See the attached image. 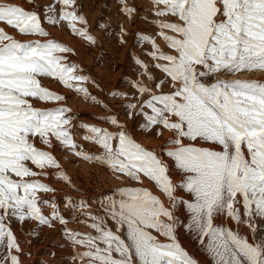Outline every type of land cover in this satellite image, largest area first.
<instances>
[{"label": "snow or ice", "instance_id": "6c2138e0", "mask_svg": "<svg viewBox=\"0 0 264 264\" xmlns=\"http://www.w3.org/2000/svg\"><path fill=\"white\" fill-rule=\"evenodd\" d=\"M29 2L34 10L0 4V24L21 36L45 38L22 42L0 27V264H23L13 226L25 222L49 228L58 223L68 264H198L178 240L181 228L211 264H264V0H151L149 22L157 31L137 35L151 64L133 54L139 78L130 82V93L112 96L130 101L122 105L125 114L142 118L145 133H172L163 155L138 142L118 114L106 121L115 131L79 125L99 154L77 144L66 97L42 86V78L85 101L102 102L86 86L90 77L69 60L73 49L50 38L44 24H65L90 44L98 41L77 0H51L43 8ZM120 2L124 14L133 16L136 9ZM257 74L261 78H244ZM33 101L57 106L40 109ZM38 143L48 149L58 144L106 167L125 186L90 202L68 196L61 202L66 218L54 199L42 198L57 191L43 178L55 170L57 180L74 185ZM145 178L167 205L143 186ZM70 222L90 231H74Z\"/></svg>", "mask_w": 264, "mask_h": 264}, {"label": "rangeland", "instance_id": "374dc122", "mask_svg": "<svg viewBox=\"0 0 264 264\" xmlns=\"http://www.w3.org/2000/svg\"><path fill=\"white\" fill-rule=\"evenodd\" d=\"M87 1H89V2L87 3ZM35 2L41 8H43V7H46L51 2V0H35ZM99 2H100V0H77V7L79 9V12L81 14H83L84 17L86 18V20L88 21V30H89L90 34H92L98 41V43L96 45H92L89 42L84 41L83 39L73 35L71 33L70 29L65 24H61L59 26H50V25H47L45 23L44 27L46 28L47 31L50 32V38H54L58 42H62L66 46L73 49V53L67 54L69 60L72 63H76V64L80 65V67L83 69V74L89 76L91 78L90 80L92 82H94L97 79V76L102 77V73H103V71H105L106 77L109 74L112 75L113 78H114V76H116V77L119 76L118 81H121V82H119L117 84L120 87V86H123V84L125 83V81H126L125 79H127L130 76V73L127 72L128 68H129L128 62L132 61L135 63V60L133 58V54H135V57H139L141 60H144V58L146 57V55L141 54V50L143 49L144 45H139L140 47L138 46L137 35L138 34H155L157 31V29L149 22L151 20H148V18H146V16L143 13L144 11L148 10L147 5H145V4H147V2L151 3V0H126L127 5L129 7H133L136 9L135 13L131 17H128L124 14L120 0H109V1L103 0L102 7H101L102 9L100 8V11L98 14L95 11L99 6V4H98ZM107 2L108 3L110 2V5L112 4L114 6V8L118 9L121 13L123 12L124 17H127V21H129L131 25L125 24L126 21H123V22L115 21L114 16H108L107 17L106 11H109V10L107 9V6H104V4L107 5ZM0 4H12L15 6L23 7L26 10H30V11L34 10V5H33V3H30L29 0H0ZM30 4H31V6H30ZM94 15L96 17H94ZM120 16H117V17L120 18ZM92 20L95 22L91 24L90 21H92ZM114 23L116 25L119 24L117 28L115 25L116 30L114 31L115 36L117 38V45H115V47L117 49L115 48V50H113V52L114 51L115 52L111 54V53H108V51L106 49L110 50V48H113L114 45H112L111 43H106L104 41V39L108 33L106 31L107 28L111 25H114ZM129 25H130V28H129ZM0 27L4 28V30L9 35H12L15 39L21 40L22 42H30V41H34L37 39H39L41 42H44V39H45V38H40V37L21 36L17 33L16 30L11 29L9 27H6L3 24H0ZM54 29L57 30V32ZM117 29H120V30H117ZM122 29H123V32H122ZM116 31H117V33H116ZM124 32H126L127 34L125 35ZM100 34H101V36H100ZM121 36H123V39L125 41V43H123V44L120 43ZM67 37L73 38L74 40L73 39L71 41L66 40ZM157 43H158V39H157ZM81 46H82V48H80ZM97 48H100V49H97ZM80 49L82 51L83 50L86 51V52L83 51L84 53H86V54H84L85 55L84 57L80 56V54H79ZM96 50H99L96 57L100 55L101 60H99V61L97 60L98 62H96L95 59H93L90 62V58L92 57V55H94ZM124 50H125V52H123ZM145 51L146 50H144V49L142 50L143 53ZM122 53H125L124 55L126 57L123 61H121V59H120V57L122 56ZM88 55H90V56H88ZM102 58H104V59H102ZM129 59H131V60H129ZM107 60H109L110 63L106 64ZM102 66H104V67H102ZM106 67H109V68H106ZM102 69H104V70L102 71ZM107 69H108V71H106ZM92 70H96V74H95V71H92ZM98 73H100V74H98ZM124 77H126V78H124ZM113 78H109L110 80L109 79L107 80V78H106V80L111 83ZM250 78L251 79H259V78H255L254 76H251ZM246 79H247V77H246ZM92 82L88 83L86 86L88 87V89L90 88L89 91H90L91 95L96 96L102 102L99 105L93 104L90 101H85L78 94L74 93L71 90L64 88L58 81H55L51 78H42V80H41L42 86L46 87L50 91H53L57 94L64 95L66 97V102H65L64 106L71 108L72 114H74V117H75L73 119V125H74L73 135H74V138H75L77 144L81 145L82 148L88 154H92V153L93 154H99L98 152H100V150L97 146H95V145L84 140L83 137L85 135V131L83 129H81L79 127V125L81 123H86V124H90V125H96L98 127L108 128L110 131H115L116 129L110 127V125L108 123H106V121L111 115L118 114V118L120 119V121L122 123H124V124L126 123L125 125L127 126L129 132L133 135V137L138 142H140L143 146L147 145L146 148H148L150 150L153 146H151V144L149 142H147L146 139H144L146 142L143 140V138H144L143 134H145L144 131H142L137 126L135 127L137 120L134 118H132L131 120L130 119L128 120L123 115L119 116L120 115L119 113H122L121 108L119 109L117 107L118 111H116V112H114V110L113 111L110 110L108 107L105 108L103 106L105 104L102 101L105 99V97L104 96L101 97V95H100L101 92H99L98 88ZM100 86L102 87V90L108 96V98L112 96L111 91L108 93L106 92V88L103 84H100ZM79 100H80V102H79ZM106 102L108 104L109 100H107ZM33 103H34L35 107L40 108V109L51 108V107L57 106L56 104L44 103V102H39V101H33ZM80 104H84V105H80ZM109 104H110V102H109ZM82 121H84V122H82ZM132 130H134V131H132ZM139 131L141 133H139ZM79 133L81 135H79ZM76 135L79 136L80 138L76 137ZM141 136H142V138H141ZM163 138L161 140L157 141L159 143L155 145V148H153V150H156L157 153L161 154V155H163V152H161L162 147L165 145V142L167 141L166 137H163ZM154 143H155V141H154ZM38 146L43 148L44 150H48V151H51L53 153V155L56 157V159L61 164L62 169L71 178L72 185H74V187H72V186H69L68 184H66L64 182L57 180V178L54 174L55 170H51L49 176L43 178L44 183L49 184L51 187L57 189V191L55 193L42 194V198L48 199V200L54 199L60 205L63 214L66 215V218H68V212L63 210V204L61 202L64 201L68 196H71L75 202H79L80 200H86V201L90 202L91 200H93L94 198H96L97 196H99L101 194H107V193L111 192L112 189L125 186L124 184L118 182L110 174V172L108 171V169L106 167H102L99 164H95V163L90 164L89 162H85L83 159H80V158H79L80 161L77 158L76 162L74 161L72 163L71 162L72 160L69 158L68 154L66 153L67 151L62 150L58 144L52 149H48L46 146L40 145L39 143H38ZM203 146H205V145H203ZM69 163H71V164H69ZM82 163H86V165H87V167H85L86 170L83 167L85 165H83ZM169 163L171 164L172 162L169 161ZM71 165H73V166H71ZM83 170H85V172H83ZM171 175L173 178H175L176 182L178 183L179 182L178 173L175 171H172ZM104 180H107V182ZM147 181L148 180L145 178L143 186L148 188L149 190H151L155 195L160 196V192L158 191V189H156L154 187L153 183L150 181H148V182ZM79 185L82 186V187L80 186L81 189H79V187H78ZM155 191H156V193H155ZM178 194L181 196L185 195L183 192H179ZM80 196H81V198H80ZM161 199H163L165 201V204L167 205L168 202L166 199H164L163 196ZM92 207L95 208L96 206L93 204ZM44 208H47V209H44V214L49 215L50 209L47 206H45ZM177 215L180 217L181 220L184 219V214L182 211L177 213ZM56 225H55L56 227L54 226L52 228H49V227L45 226L46 227L45 228L44 226L43 227L38 226L34 222H25L23 225L15 224L13 226V228L15 227L14 232H15V234L17 233L16 236H17L18 240L20 241L21 247L23 249V255H22L23 264H58V263L59 264H68V258L70 256V251L66 250L68 248V245H67L66 240L63 238V236L61 234L62 233V227L58 223ZM79 226H81V227H79ZM68 227L74 231H80L81 233H84L85 230L87 232L90 231L87 227L84 226L83 223L70 222ZM42 228H44V229H42ZM41 229H42V231H41ZM49 232L51 233V235H49L50 234ZM32 233H35V234H32ZM42 233L43 234L45 233L44 235L46 237H44V235H42ZM47 233H49V234H47ZM177 236H178V240L181 243L182 247L185 248L187 250V252L190 254V256H192L196 261L198 260V264H202V263L203 264L204 263L205 264H211V260L208 258L206 253L203 251L201 246L197 243V241L189 233L184 231L183 228L178 230ZM41 237H43V238H41ZM183 242H185V244ZM32 248H34V249H32ZM37 251H39V252H37ZM50 251L53 253H51ZM57 253H58V255H57ZM50 254H51V256H50ZM59 255H61V256H59ZM64 255H66V256H64ZM27 256H29V257H27ZM30 257H31V259H30ZM35 257H36V259H34ZM41 260H43V261H41ZM29 261L30 262L32 261V262L30 263Z\"/></svg>", "mask_w": 264, "mask_h": 264}, {"label": "bare ground", "instance_id": "6f19581e", "mask_svg": "<svg viewBox=\"0 0 264 264\" xmlns=\"http://www.w3.org/2000/svg\"><path fill=\"white\" fill-rule=\"evenodd\" d=\"M109 1V0H108ZM13 2V1H12ZM15 2V1H14ZM89 1H87V3H88ZM102 2H103V0L101 1L100 0V2L98 3L99 4V6H98V8L96 9V11L95 12H97L98 14H99V11H100V8L102 7ZM20 3V2H19ZM41 3V2H40ZM39 3V4H40ZM26 4V3H25ZM90 4V3H89ZM116 4V3H115ZM24 5V4H23ZM22 5V6H23ZM145 5H147V8H148V10L147 11H144L143 13H144V15L146 16V18H148V20H152L153 19V16L150 14L151 13V10H152V8H153V4L152 3H148L147 2V4H145ZM30 6H31V4H30ZM104 6H107V9L109 10V11H106V15H107V17L108 16H114V18H115V21H119V22H123V21H126V23L125 24H130V22L129 21H127V17H124V14H123V12L121 13L118 9H115L114 8V6L111 4L110 5V2L108 3L107 2V5L106 4H104ZM116 6V5H115ZM137 6V5H136ZM27 7V6H26ZM102 9V8H101ZM106 10V9H105ZM102 11V10H101ZM96 13V14H97ZM102 13V12H101ZM108 13V14H107ZM140 13V12H139ZM138 14V13H137ZM105 15V14H104ZM121 15V16H120ZM117 16H120V18H118ZM94 17H96L95 15H94ZM93 17V18H94ZM98 17V16H97ZM99 18V17H98ZM133 19V18H132ZM93 21V20H92ZM90 21L91 22V24L92 23H94L95 21ZM118 22V23H119ZM115 23H114V25H111V26H107L108 28H107V35H106V37H105V39H104V41L106 42V43H111L112 45H114V47L113 48H110V50L109 49H106L107 51H108V53H114L113 52V50H115V45H117V38H116V36H115V30H116V28L118 27V25L119 24H117L116 25V28H115ZM131 25V24H130ZM130 25H129V28H130ZM97 26V25H96ZM92 29V28H91ZM55 30V29H54ZM53 30V31H54ZM117 30H120V29H117ZM56 32H57V30H55ZM54 31V32H55ZM55 32V33H56ZM64 33V32H63ZM116 33H117V31H116ZM67 34V33H66ZM106 34V33H105ZM60 35V34H59ZM100 36H101V34H100ZM73 38H70V37H67V39L66 40H69V41H71ZM74 40V39H73ZM81 41V40H80ZM85 41V40H84ZM100 41V40H99ZM68 42V41H67ZM101 42V41H100ZM78 44V43H77ZM158 44H159V46L164 50V51H169L168 49H167V47H166V45H165V43L163 42V40L162 39H158ZM84 45V44H83ZM82 45V46H83ZM100 45V44H99ZM103 45V44H102ZM79 46V45H78ZM77 46V47H78ZM82 46L80 47V48H82ZM140 47V46H139ZM126 48V47H125ZM97 49H100V48H97ZM117 49V48H116ZM127 49V48H126ZM142 49V48H141ZM143 49L144 50H146L147 49V46H143ZM142 49V50H143ZM89 50V49H88ZM112 50V51H111ZM142 50H141V54H143V52H142ZM83 51H85V50H83ZM81 49H80V56L81 57H84L85 55L84 54H86V53H84ZM98 51L99 50H96L95 51V53H94V55H92V57L90 58V62L93 60V59H95V61L96 62H98L99 60H101L100 59V55L99 56H97L96 57V55H97V53H98ZM86 52V51H85ZM123 52H125V50L123 51ZM125 53H122V56L120 57V59H121V61H123L126 57H125V55H124ZM88 56H90V55H88ZM105 57V56H104ZM102 59H104V58H102ZM88 60V59H87ZM98 60V61H97ZM129 60H131V59H129ZM89 61V60H88ZM144 61L145 62H148L149 64H151V61H150V58L149 57H145L144 58ZM89 62V63H90ZM104 62V61H103ZM88 63V64H89ZM94 63V62H93ZM107 63H110L109 62V60H107L106 61V64ZM128 64H129V68H128V73H130V76L127 78V79H125L126 81H125V83L123 84V86H120L119 87V85L117 84V83H119V82H121V81H118V77H116V76H114V78H113V76L112 75H108L107 77H106V72L105 71H103L104 69H102V71H103V73H102V77H98L97 76V79L94 81V84H95V86L98 88V90H99V92H101L100 93V95H101V97H105V99L104 100H102L103 101V103L105 104V105H107L108 106V108L110 109V110H114V112H116V111H118L117 109L119 108H121V112L122 113H119L120 115L119 116H124L126 119H128V117H127V115L125 114V108L122 106L123 104H126V103H128V102H130V101H121V100H119V99H117V98H113V96H111V97H109L108 98V96L104 93V91L102 90V87L100 86V84H103L104 86H105V88H106V92L108 93V92H110L111 91V94L114 92V91H119V92H122V93H130L131 91H132V89L129 87V84H130V82L131 81H135V80H137L138 78H139V76H138V73H139V69H138V66L134 63V62H128ZM105 66V65H104ZM104 66H102V67H104ZM106 68H109V67H106ZM105 68V69H106ZM92 71H95V74H96V70H92ZM106 71H108V69L106 70ZM94 73V72H93ZM98 74H100V73H98ZM108 74V73H107ZM153 75L154 76H158L159 75V73H158V70H155V69H153ZM100 76V75H99ZM255 78H261V76L259 75V74H257V75H255L254 76ZM106 78H107V80L109 79V78H113L112 79V82L110 83L109 81H107L106 80ZM124 78H126V77H124ZM244 78H246V77H244ZM248 78H250V77H247V79ZM91 79V78H90ZM95 79V78H94ZM110 80V79H109ZM123 80V79H122ZM145 84H148V83H150L149 81H147L146 79L143 81ZM123 83V82H122ZM112 84V85H111ZM90 89V88H89ZM165 91H167V89H165ZM66 92V91H65ZM64 92V93H65ZM90 92V91H89ZM91 94V93H90ZM99 95V94H98ZM69 98V97H68ZM103 99V98H102ZM82 100V99H81ZM107 100H109V102H110V104H109V102H108V104H107ZM77 102V101H76ZM79 102H80V100H79ZM117 102V103H116ZM80 105H84V104H80ZM77 106V105H76ZM118 107V108H117ZM82 108V107H81ZM85 109V108H84ZM98 113V112H97ZM134 119H136L137 120V122H136V125H135V127L137 126V127H139V124L141 123V120H142V118H140V117H137V116H134L133 117ZM129 120V119H128ZM82 122H84V121H82ZM128 122V121H127ZM80 124V123H79ZM82 124V123H81ZM126 124V123H125ZM128 124V123H127ZM140 128V127H139ZM78 130V129H77ZM132 131H134V130H132ZM77 132V131H76ZM79 132V131H78ZM155 132H156V129H153V131L152 132H150V133H145V134H143L144 135V138H143V140L144 139H146V141L147 142H149L150 144H151V146H153L151 149L153 150V148H155V145L156 144H158L159 142H157V141H159V140H161L163 137H166L167 138V141L168 140H170V139H172V133H170V132H168L167 130H162V135H160V136H157L156 134H155ZM139 133H141L140 131H139ZM143 133V132H142ZM137 134V133H136ZM135 134V135H136ZM78 135V134H77ZM76 135V137H78V138H80L79 136H77ZM79 135H81L80 133H79ZM137 136V135H136ZM141 138H142V136H141ZM164 139V138H163ZM141 140V139H140ZM145 141V140H144ZM145 141V142H146ZM154 141H155V143H154ZM84 143V142H83ZM161 144V143H160ZM147 145H145L144 147H146ZM150 146V147H151ZM161 146V145H160ZM201 146H203V145H201ZM206 146V145H205ZM148 149V148H147ZM150 149V150H151ZM158 149V148H157ZM100 150V149H99ZM156 151V150H155ZM157 152V151H156ZM161 152H162V150H161ZM67 154H68V156H69V158L72 160L71 162L73 163L74 161L76 162V159L78 158V157H75V156H73L70 152H66ZM99 153V152H98ZM93 154V153H92ZM79 159V158H78ZM68 160V159H67ZM79 161H80V159H79ZM70 162V161H69ZM82 162V161H81ZM86 162V161H85ZM69 164H71V163H69ZM78 164V163H77ZM83 165H85V166H83L84 167V169L86 170V168L85 167H87V165H86V163H82ZM91 164V163H90ZM71 166H73V165H71ZM68 167V166H67ZM100 168V167H99ZM76 169V168H75ZM88 169V168H87ZM98 169V168H97ZM85 170H83V172H85ZM100 170V169H99ZM73 171V170H72ZM74 172V171H73ZM53 173V172H52ZM75 173V172H74ZM81 173V172H80ZM101 173V172H100ZM99 173V174H100ZM172 173V172H171ZM73 174V173H72ZM74 175V174H73ZM106 176V175H105ZM107 177V176H106ZM82 178V177H81ZM109 178V177H108ZM83 179V178H82ZM110 179V178H109ZM147 179V178H146ZM174 180H175V178H173ZM179 179V178H178ZM104 181H106L107 182V180H104ZM110 181V180H109ZM108 181V182H109ZM148 182V181H147ZM175 182H176V180H175ZM77 183V182H76ZM104 183V182H103ZM179 183V182H178ZM78 184V183H77ZM57 186V185H56ZM81 185H79L78 187H79V189H81V187H80ZM84 187V186H83ZM155 193H156V191H155ZM81 195V194H80ZM159 196V195H158ZM160 196H161V194H160ZM80 198H81V196H80ZM161 198H162V196H161ZM164 199H166V198H164ZM167 203V202H166ZM44 209H47V208H44ZM67 214V213H66ZM48 215V214H47ZM66 216V215H65ZM35 223V222H34ZM30 224V223H29ZM56 225V224H55ZM35 226V225H34ZM57 226V225H56ZM55 226V227H56ZM45 227V226H44ZM74 227V226H73ZM79 227H81V226H79ZM15 228V227H14ZM46 228V227H45ZM17 229V228H16ZM33 229V228H32ZM42 229H44V228H42ZM42 229H41V231H42ZM18 230V229H17ZM32 231V230H31ZM30 231V232H31ZM44 231V230H43ZM49 231V230H48ZM47 231V232H48ZM86 231V230H85ZM84 231V233H88L87 231L85 232ZM19 232V231H18ZM51 232V231H50ZM49 232V233H50ZM59 232V231H58ZM57 232V233H58ZM80 232V231H79ZM46 233V232H45ZM44 233V234H45ZM49 233H47V234H49ZM52 233V232H51ZM51 233L49 234V235H51ZM55 233V232H54ZM17 234V233H16ZM43 233H42V235H44ZM62 234V233H61ZM19 235V234H18ZM53 235V234H52ZM55 235V234H54ZM39 236V235H38ZM41 236V235H40ZM32 237V236H31ZM44 237H46L45 235H44ZM41 238H43V237H41ZM59 240V239H58ZM45 241V240H44ZM51 242V241H50ZM186 242V241H185ZM185 242H183L184 244H185ZM63 243V242H62ZM28 244V243H27ZM183 244V245H184ZM24 245V244H23ZM52 245V244H51ZM65 246V245H64ZM186 246V245H185ZM30 247V246H29ZM34 247V246H33ZM59 247V246H58ZM44 248V247H43ZM64 248V247H63ZM66 248V247H65ZM32 249H34V248H32ZM43 250V249H42ZM33 251V250H32ZM35 251V250H34ZM62 251V250H61ZM30 252V251H29ZM37 252H39V251H37ZM51 252V251H50ZM64 252V251H63ZM68 252V251H67ZM201 252V251H200ZM31 253V252H30ZM35 253V252H34ZM46 253V252H45ZM51 253H53V252H51ZM38 254V253H37ZM42 254V253H41ZM60 254V253H59ZM33 255V254H32ZM49 255V254H48ZM57 255H58V253H57ZM67 255V254H66ZM66 255H64V256H66ZM196 255V254H195ZM204 255V254H203ZM50 256H51V254H50ZM59 256H61V255H59ZM27 257H29V256H27ZM37 257V256H36ZM36 257L34 258V259H36ZM205 257V256H204ZM203 258V257H202ZM209 258V257H208ZM28 259V258H27ZM30 259H31V257H30ZM43 259V258H42ZM59 259V258H58ZM67 259V258H66ZM204 259V258H203ZM210 259V258H209ZM26 261V260H25ZM41 261H43V260H41ZM46 261V260H45ZM49 261V260H48ZM54 261V260H53ZM58 261V260H57ZM198 261V260H197ZM30 262V261H29ZM32 262V261H31ZM30 262V263H31ZM34 262V261H33ZM65 263V262H64ZM59 264V263H58ZM203 264V263H202ZM205 264V263H204Z\"/></svg>", "mask_w": 264, "mask_h": 264}]
</instances>
